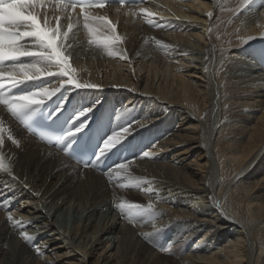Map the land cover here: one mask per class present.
<instances>
[{
  "label": "bare ground",
  "instance_id": "6f19581e",
  "mask_svg": "<svg viewBox=\"0 0 264 264\" xmlns=\"http://www.w3.org/2000/svg\"><path fill=\"white\" fill-rule=\"evenodd\" d=\"M240 5L151 0L99 11L128 59L88 44L81 20L68 39L71 66L102 88L54 96L90 109L82 123L97 117L108 137L128 128L121 162H134L80 169L0 112L19 142L5 134L13 171L0 173V264H264V0ZM150 203L155 216L127 207Z\"/></svg>",
  "mask_w": 264,
  "mask_h": 264
},
{
  "label": "snow or ice",
  "instance_id": "6c2138e0",
  "mask_svg": "<svg viewBox=\"0 0 264 264\" xmlns=\"http://www.w3.org/2000/svg\"><path fill=\"white\" fill-rule=\"evenodd\" d=\"M247 3L249 0H241L240 6L243 7ZM127 6L124 0H120L116 11L119 13ZM110 7L112 5H109L107 0H0V105L12 117L23 123L30 110L42 105L45 99H50L64 87L102 88V85L77 79L76 70L71 66L73 52L70 49L73 45L68 43V39L73 29L79 28L82 20V26L89 37L88 44L113 49L108 51L109 56L119 55L120 59H128L124 53L115 52V46L121 43L116 27L104 16L94 14L95 9ZM145 11L143 8L140 9L141 13ZM207 15L209 18L212 17L211 12ZM151 23L153 27L166 26L156 21ZM90 25H95V27ZM253 38L250 36L242 43ZM51 77L59 78L57 86H44L18 94L14 91L26 83ZM88 111L90 109L80 112L74 118L73 123L85 117ZM85 126L86 122L81 123L73 131H69L64 139L81 132ZM128 131V128H124L122 133L109 136L98 153L97 161L108 150L119 144ZM6 133L7 139L13 145L19 146V142L13 138L11 131L6 129L3 121H0V149L4 147ZM142 156L150 157L151 153L146 152ZM133 162L134 160L121 163L116 168L126 170ZM90 167L94 168L95 162L91 166H85V168ZM0 172L12 175V169L3 155H0ZM8 203L6 199L5 204ZM118 207L123 210L125 205L121 203ZM127 207L134 210L137 216L156 215L151 203L146 207L139 204H130ZM7 220L13 227L20 224L19 221L14 220L12 214L7 215ZM20 237L28 245H31L35 239L23 231L20 232ZM162 251L166 250L162 249ZM35 253L37 256L42 255L39 247L35 248Z\"/></svg>",
  "mask_w": 264,
  "mask_h": 264
},
{
  "label": "rangeland",
  "instance_id": "374dc122",
  "mask_svg": "<svg viewBox=\"0 0 264 264\" xmlns=\"http://www.w3.org/2000/svg\"><path fill=\"white\" fill-rule=\"evenodd\" d=\"M176 251H178V249H176ZM172 256H175L174 253L172 254Z\"/></svg>",
  "mask_w": 264,
  "mask_h": 264
}]
</instances>
